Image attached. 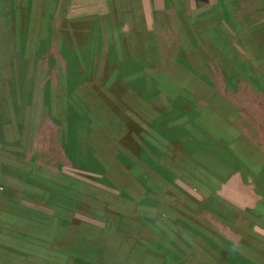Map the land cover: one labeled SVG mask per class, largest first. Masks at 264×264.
Here are the masks:
<instances>
[{
  "label": "rangeland",
  "instance_id": "1",
  "mask_svg": "<svg viewBox=\"0 0 264 264\" xmlns=\"http://www.w3.org/2000/svg\"><path fill=\"white\" fill-rule=\"evenodd\" d=\"M0 127V264H264V0H0Z\"/></svg>",
  "mask_w": 264,
  "mask_h": 264
},
{
  "label": "trees",
  "instance_id": "2",
  "mask_svg": "<svg viewBox=\"0 0 264 264\" xmlns=\"http://www.w3.org/2000/svg\"><path fill=\"white\" fill-rule=\"evenodd\" d=\"M182 5L184 6L185 4H184V2H182ZM29 9V8H28ZM27 9V10H28ZM187 9V8H186ZM183 10H184V8H183ZM7 12H11L9 9H7ZM180 12V11H179ZM163 15H164V13L163 12H161V11H156L155 12V18H156V20L158 21V22H161V20L163 19ZM166 15L167 16H169V14L166 12ZM180 16L181 15H179V17H178V20H179V18H180ZM30 17V14L28 15V18ZM117 17H119V15L117 16ZM192 15L191 14H189V12H188V10H185L184 12H183V14H182V18H181V20L180 21H182L183 22V24L184 25H182V28L180 29V30H176V32H175V30L169 35V38L170 39H168V40H166V41H161V38H159V40H158V36L157 35H154V34H152L153 33V30H147V36L148 37H143V43L141 42L140 43V39L142 38H140L139 39V41H138V43H137V45L135 46V47H132L131 49H129V50H127L126 52H128V53H130V52H132V51H139V50H141L144 54H152V56H155V57H157L158 56V52L159 53H166V58H165V61H166V59L167 58H169V57H172L171 56V54H173L174 53V51H175V48H176V52H175V56L178 54V56L177 57H179V59L181 58L180 57V55L182 54V57H184L185 56V54L187 53L186 51H188V50H190L191 48H200V47H202V46H204L205 45V43H207V40H206V37H205V34L203 33L202 34V31H199L198 32V29L196 28V26H194L193 24H192ZM27 20V18H24V21H26ZM120 21H121V23L117 26V29H118V31L120 32V28L121 29H123V27H125L126 26V23H127V17H126V14H124L123 16H122V19H120ZM192 25V27H190ZM185 27H186V29H185ZM187 30V31H186ZM185 36V37H181V36ZM90 36V35H89ZM89 36H88V38H89ZM128 37H130V36H128ZM177 38H178V40H177ZM187 38H190V40H191V42L190 43H188V44H186V40H187ZM185 40V41H179V40ZM142 40V39H141ZM176 40V41H175ZM206 40V41H205ZM150 42V44L149 45H143L145 42ZM188 41V40H187ZM205 41V42H204ZM212 41V40H211ZM129 43L131 42V41H128ZM204 42V43H203ZM203 43V44H202ZM212 43H214V42H212ZM215 43L217 44V41H215ZM214 43V44H215ZM201 44V45H200ZM72 45H74L73 43H72ZM117 44H115L114 43V45H113V43H111V45L110 46H112L111 47V49L113 50H116L117 49V46H116ZM217 46H219L220 48H221V50L224 52V49L222 48V42H219L218 44H217ZM158 48V49H157ZM83 52V51H82ZM78 55L80 54V51H77L76 52ZM71 54H70V56L68 57V58H64L65 59V62H66V65H69L71 62H70V59H71ZM130 56V55H129ZM129 56H127V57H129ZM47 57H45L44 59H46ZM131 58H133V57H131ZM167 62V61H166ZM132 73V72H131ZM90 83V82H89ZM88 84V83H87ZM70 89H71V91L72 92H77V90L79 89H76L77 87H69ZM89 88V89H88ZM106 88H103V87H92V85H91V83L88 85V87H87V89L85 90V91H87V92H85V94H86V96L89 94L88 93V91L89 92H92L93 91V93H96V92H98L99 90L100 91H103V90H105ZM104 92V98H103V100H105L106 102H107V100L105 99V92H110V90L109 89H106L105 91H103ZM69 95H71L72 93H68ZM80 101H82V100H80ZM90 101H91V99H90ZM106 106H105V108H104V110L103 111H106V110H110V111H117V110H115L114 108H112L111 106L109 107V109H107L106 107L109 105L108 103L107 104H105ZM77 109V107L75 108V110H74V112H75V114H76V116H77V122L79 123L80 121H83L84 123H85V126H86V128H87V126H89L90 125V122H89V111H90V108H84V110L82 109V111H81V115H79V112L76 110ZM17 111V110H16ZM168 113V110H167V108H164V116L166 115ZM113 116L116 118V120L118 121V123H119V125L117 124V126H113V127H119V128H121V127H123V128H125L126 126L125 125H127V128H131V127H133L135 124L132 122L133 120H132V118H130V117H125V115H121L120 113H115V115L113 114ZM137 123V122H136ZM15 124H17V125H21V126H23L22 125V123L20 122L19 124L18 123H15ZM15 124H14V126L13 127H15L16 128V130L19 128V131H18V133L17 134H15L16 135V137L15 138H12L6 145H5V147H9L8 149H7V155L8 156H10L11 157V155L12 154H15L14 155V157L16 158V159H19L20 158V154L22 153V151H20L19 149H20V144H21V140H20V133H23V134H25V130L23 129V127H16L15 126ZM0 130H1V127H0ZM2 134H3V132L2 131H0V135L2 136ZM66 136H68L67 134H65L64 135V138L66 137ZM57 137V136H56ZM58 142H59V146H60V148L59 149H64V151H67V146H66V144H65V142L64 143H62V141H60V140H57ZM150 143H148V141L144 144V145H149ZM74 146L76 147V146H78V144H76V142H75V144H74ZM122 147H123V145H122ZM149 147V146H148ZM12 148H16L15 149V152H13L12 153ZM145 147H138V151L139 152H137V151H132L134 154V156L136 157V158H142V160H143V156H145L146 155V157L148 158V159H150V157L149 156H147V154H146V151H145V149H144ZM150 149H151V152L152 153H154L155 154V151L153 150V144L151 143V146H150ZM3 151H4V153H6V150L5 149H2ZM75 152H79V147L78 148H75ZM124 153L122 152V149H121V152L120 153H118V155H117V159H119L121 162H123V163H126V161H128V159L123 155ZM127 156V155H126ZM93 158L94 159H91L90 160V163H92L91 165H93L95 168L96 167H98L99 166V164H98V161H97V158L94 156V154H93ZM151 160V159H150ZM253 183L255 182V183H259L258 181H255V180H251ZM104 182L107 184V185H109V181L108 180H104ZM254 183V184H255ZM257 185L258 184H255V186L257 187ZM259 189H260V191H262L263 190V187H259ZM73 221V220H72ZM74 234H70L69 235V237L68 238H71V236H73ZM79 260V259H78ZM162 264H166L165 262H162Z\"/></svg>",
  "mask_w": 264,
  "mask_h": 264
},
{
  "label": "crops",
  "instance_id": "3",
  "mask_svg": "<svg viewBox=\"0 0 264 264\" xmlns=\"http://www.w3.org/2000/svg\"><path fill=\"white\" fill-rule=\"evenodd\" d=\"M102 8H103V6H102ZM101 11H103V9H102ZM101 11H100V12H101Z\"/></svg>",
  "mask_w": 264,
  "mask_h": 264
}]
</instances>
